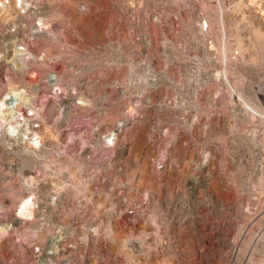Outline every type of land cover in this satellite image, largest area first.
<instances>
[{
	"label": "rangeland",
	"instance_id": "1",
	"mask_svg": "<svg viewBox=\"0 0 264 264\" xmlns=\"http://www.w3.org/2000/svg\"><path fill=\"white\" fill-rule=\"evenodd\" d=\"M74 1L40 0L60 3L64 34L25 68L49 144L32 168L57 177L27 224L58 226V264H264V0ZM52 69L89 108L41 84ZM31 229L6 235L0 264H35Z\"/></svg>",
	"mask_w": 264,
	"mask_h": 264
},
{
	"label": "built area",
	"instance_id": "2",
	"mask_svg": "<svg viewBox=\"0 0 264 264\" xmlns=\"http://www.w3.org/2000/svg\"><path fill=\"white\" fill-rule=\"evenodd\" d=\"M73 3L80 8L87 5V0H75ZM40 4V0H0L2 49L5 52L4 56H8L7 60L10 64V70L0 78V98L4 99V104L0 105V134L3 135L4 140L8 141L0 143V196L6 197V193H1L5 189L8 193L7 197L19 198L14 203L13 214L10 213V209L0 204V246L5 244V237L11 231L18 228H32L34 239L33 243H30V253L33 262L35 264H58L59 240L56 238L58 226H30L27 224L36 218L34 217L36 214L45 212L44 210L38 211L36 206L37 199L43 196L42 186L57 180L55 175L42 174L41 166H39L41 168H32L33 164L41 163L36 161V158L40 156L38 154L49 149V144L41 142L45 138V136L43 137V124L46 121L45 107L32 105L27 94L30 85L38 84L42 75L39 80L31 78L30 71L32 70H25V68L34 60V56L41 53L43 38L53 42L60 41L57 38L64 34L65 27L62 20H55L56 17L53 16L60 15L62 12L59 7L60 3L51 4L52 8L48 13L41 9ZM91 65L93 64H86L83 69H91ZM35 73L33 75H36ZM71 81L67 74L52 69L43 74L41 84L47 89L50 88L55 97L70 104L71 107L89 108V105L84 106L82 99L85 96L78 92L77 83ZM120 127H122L121 122L117 128L108 131L103 136L105 144L108 146L115 144L117 131ZM111 136L113 137L111 138ZM13 158H17V160ZM13 160L15 163H12ZM66 162L68 163L70 160H66ZM12 164L15 165L13 172ZM11 182L21 184L18 191L7 184ZM34 184L39 185L34 186ZM23 198L30 199V204L25 208V214H20L17 207ZM49 209L52 211V208ZM27 212L29 214H26ZM46 230L50 232L47 233ZM44 238L45 240H42ZM12 241L18 244L20 242L18 239H12ZM7 244H9L8 239ZM19 251L20 254L15 256L22 260L25 258L26 252L23 248ZM0 253V261H11L10 257L6 258L1 251ZM71 261L64 260L63 264H73Z\"/></svg>",
	"mask_w": 264,
	"mask_h": 264
},
{
	"label": "bare ground",
	"instance_id": "3",
	"mask_svg": "<svg viewBox=\"0 0 264 264\" xmlns=\"http://www.w3.org/2000/svg\"><path fill=\"white\" fill-rule=\"evenodd\" d=\"M185 4V3H184ZM214 12V11H213ZM216 15H218V12H217V14ZM188 33V32H187ZM200 34V33H199ZM194 35V34H193ZM201 35V34H200ZM185 38V37H184ZM190 39V38H189ZM199 39V38H198ZM201 39V38H200ZM211 44H210V47L211 46H214V44H213V41H211L210 42ZM178 54V53H177ZM227 64V63H226ZM131 69V68H130ZM29 200V199H28ZM26 203V202H25ZM27 204V203H26ZM25 205V204H24ZM26 207V205L23 207V208H25ZM25 214V213H24Z\"/></svg>",
	"mask_w": 264,
	"mask_h": 264
}]
</instances>
